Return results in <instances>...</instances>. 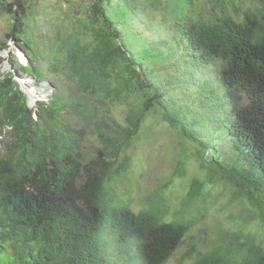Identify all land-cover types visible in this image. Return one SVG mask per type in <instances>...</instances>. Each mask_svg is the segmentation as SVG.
Returning a JSON list of instances; mask_svg holds the SVG:
<instances>
[{
  "label": "trees",
  "instance_id": "obj_1",
  "mask_svg": "<svg viewBox=\"0 0 264 264\" xmlns=\"http://www.w3.org/2000/svg\"><path fill=\"white\" fill-rule=\"evenodd\" d=\"M90 2L86 31L58 37V49L49 52L51 70L71 77L77 98L67 101L56 87L48 104L32 108L16 77L40 83L45 76L22 38L27 7L21 1L7 7L14 21L8 38L28 65L0 75V264H167L218 201L210 199L217 184L231 191L230 204H244L242 225L234 234L219 231L206 251L195 234L183 258L264 264V235L246 232L253 221L264 227V0H207L201 12L194 0ZM148 2L161 4L171 22L148 23L164 32L150 44L147 31L132 26ZM87 35L91 41L84 42ZM162 65L174 67L173 80L161 81ZM107 104L128 107L125 124ZM150 114L178 135L181 153L172 178L136 213L115 186ZM90 133L99 145L86 150ZM189 159L199 174L167 221L162 192L184 178Z\"/></svg>",
  "mask_w": 264,
  "mask_h": 264
},
{
  "label": "rangeland",
  "instance_id": "obj_2",
  "mask_svg": "<svg viewBox=\"0 0 264 264\" xmlns=\"http://www.w3.org/2000/svg\"><path fill=\"white\" fill-rule=\"evenodd\" d=\"M16 1H21L23 6L27 7L22 38L31 44L32 53L38 55L37 65L45 76L40 83H36L28 74H25L23 78L16 77L22 90L29 97V106L31 108L35 107L38 102L48 104L54 95L56 87L64 92L67 101L76 99L77 92L75 93L73 89L71 77L51 70L54 66V61L50 57L49 52L50 50L56 51L58 49L60 45L58 43L60 40H57L58 37H62L63 41L73 29L78 28L80 34L86 31L84 25L88 23L86 12L88 11V5L91 3L90 0H0V45L2 43L7 45L5 49L0 47V75L14 71L17 64L28 65V59L19 49L17 43L8 38V34L13 29L14 21L12 16L8 14L7 7L15 4ZM244 1L240 0V4H243ZM206 2L207 0H194L195 12L204 10ZM146 3L147 1L143 2V4ZM150 4L146 8L145 13L138 17L137 23L132 24L134 27L147 31L143 35L149 44L153 40L162 38L164 32H159L158 34L156 30L148 29V23L153 21L152 23L154 24L164 22L168 27L171 25L170 17L165 16L162 5L159 3L156 6ZM82 39L84 42L91 41L89 35ZM162 66L164 68H160V71L157 72L161 81L165 83V80H173L172 76L176 75L174 67L172 65H169V67L166 65ZM80 100L84 103L94 102L88 95H81ZM96 105L100 109H105V105L102 102L96 103ZM107 106L112 117L118 120L120 124H125V112L128 107L126 105L112 106L108 104ZM77 119L79 118L76 116L75 120ZM94 120H91L92 123ZM158 121L155 114L145 117L139 136L134 138L130 148L126 150L129 155L133 153L130 168L126 174L122 175L120 183L115 186V192L120 198L130 201V208L136 213L147 204V200L151 195L161 191L165 183L172 178L181 153V139L168 126L158 123ZM83 125L88 127V122H84ZM4 141L5 139L0 138V153L4 149ZM98 145L99 141L96 133L88 134L83 142V147L86 150L96 148ZM185 146L187 148L186 154L194 152L192 145L187 144ZM198 174V163L193 162V159H189L184 178L181 180L175 179L170 190L162 192V199L166 210H168L167 221H170L179 209L180 203L191 184L192 177ZM217 185L213 189L210 199L218 197V201L211 206L207 211L206 217L199 222L195 229L189 231L187 238H184L183 244L167 264H193L192 259H184L183 256L189 250L188 245L192 246L196 242L195 234L199 236V250L206 251L210 250L209 243L220 238L221 234L219 231L228 234L238 232L239 227L242 225L239 214L244 209V204L237 202L230 204L231 191L225 190L222 184ZM242 214L246 215L245 213ZM219 225L221 230L216 229ZM204 229L207 231L206 236L201 232ZM246 232L250 235L263 236L264 227L253 221L247 226ZM206 237L208 238V243L204 244L203 239Z\"/></svg>",
  "mask_w": 264,
  "mask_h": 264
}]
</instances>
